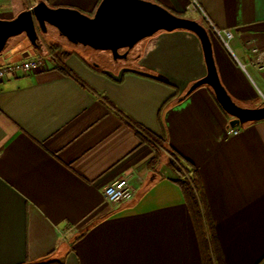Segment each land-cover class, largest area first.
<instances>
[{
    "label": "crops",
    "instance_id": "obj_1",
    "mask_svg": "<svg viewBox=\"0 0 264 264\" xmlns=\"http://www.w3.org/2000/svg\"><path fill=\"white\" fill-rule=\"evenodd\" d=\"M43 1L92 15L101 0ZM151 1L199 16L229 95L243 107L264 104L254 60L264 51V0H196L195 12L192 0ZM7 2L0 14L10 13ZM215 28L231 32L227 44ZM143 40L125 59L79 44L63 62L48 45L75 44L49 26L39 49L23 35L0 61L44 60L0 81V264H202L167 148L197 170L225 264H264V118L228 135L232 117L208 85L186 94L207 71L193 32ZM136 131L167 148L157 152ZM119 178L132 195L108 203L103 189Z\"/></svg>",
    "mask_w": 264,
    "mask_h": 264
},
{
    "label": "water",
    "instance_id": "obj_2",
    "mask_svg": "<svg viewBox=\"0 0 264 264\" xmlns=\"http://www.w3.org/2000/svg\"><path fill=\"white\" fill-rule=\"evenodd\" d=\"M49 26L68 42L109 51L115 60L127 58L139 41L158 31H191L200 41L207 71L189 86L186 94L201 85H208L223 110L232 117L229 121L232 127L264 118V104L243 107L222 85L207 28L196 19L177 15L154 1L101 0L94 13L89 15L71 7H52L39 0L12 18H0V53L11 37L21 34L31 46L39 49L40 37L48 32Z\"/></svg>",
    "mask_w": 264,
    "mask_h": 264
},
{
    "label": "trees",
    "instance_id": "obj_3",
    "mask_svg": "<svg viewBox=\"0 0 264 264\" xmlns=\"http://www.w3.org/2000/svg\"><path fill=\"white\" fill-rule=\"evenodd\" d=\"M48 49L56 56H59L60 54L64 56L69 54V52L63 50L62 45L58 42L50 43ZM211 94L213 95L212 91ZM136 134L141 143L151 144L157 152L160 151L159 146L167 148L162 139L145 135L140 131H136ZM167 149L170 154L167 161L168 165L178 174L177 181L182 189L198 237L202 264H225L221 249L217 243L212 219L208 213V209L201 193L197 170L194 166L184 161L175 151L170 148ZM28 264L62 263L59 260H40Z\"/></svg>",
    "mask_w": 264,
    "mask_h": 264
},
{
    "label": "built area",
    "instance_id": "obj_4",
    "mask_svg": "<svg viewBox=\"0 0 264 264\" xmlns=\"http://www.w3.org/2000/svg\"><path fill=\"white\" fill-rule=\"evenodd\" d=\"M1 1L2 0H0V6H1ZM192 5H189L187 7V9L190 12H195L198 8H200L196 0H192ZM214 30L221 37V39H223V41L227 44V39L231 37V32L227 30L219 31L216 28ZM254 60L259 69H264V51L255 50ZM43 65H44V60L41 57H34L31 59H25L19 61H11L1 64L0 81L4 80L7 76L10 75L14 76L21 72L27 73L37 68H40ZM238 132H239V128L237 126L229 127L227 129L228 135H235ZM131 195H132V187L126 178L116 179L103 189L104 200L108 203H116L118 201L128 199L131 197Z\"/></svg>",
    "mask_w": 264,
    "mask_h": 264
},
{
    "label": "rangeland",
    "instance_id": "obj_5",
    "mask_svg": "<svg viewBox=\"0 0 264 264\" xmlns=\"http://www.w3.org/2000/svg\"><path fill=\"white\" fill-rule=\"evenodd\" d=\"M7 4H8V7L10 8H6L4 9V11H9L10 13L4 15V13L1 12L0 14V18H12L14 17L15 15H17L20 11L24 10L26 8V5L29 3V0H7ZM12 12V13H11ZM15 14V15H14ZM185 16H188V17H194V18H197L200 22L201 21V18L195 14H189V13H185ZM23 40V35H17V36H14V37H11L8 42H7V45L6 47L4 48V50L0 53V61H2L4 58L8 57V52L10 51V49H12L15 45H17L19 42H21ZM144 41V40H142ZM146 41V40H145ZM69 47H64V51H67L69 52L68 50H70V47H72L71 49L73 48H78L80 50L84 49L82 48L81 46H76V45H68ZM139 45H135L134 47H138ZM43 51V49L41 50ZM89 51H94V50H89ZM48 52V51H47ZM94 56V55H93ZM59 58L64 62L66 61V57L62 54L59 55ZM261 97V95H260ZM261 99L263 100V97H261Z\"/></svg>",
    "mask_w": 264,
    "mask_h": 264
}]
</instances>
